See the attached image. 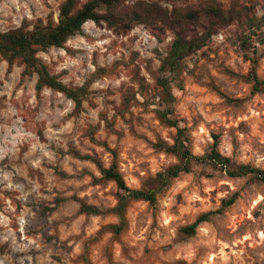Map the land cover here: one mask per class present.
<instances>
[{
    "label": "clouds",
    "instance_id": "obj_1",
    "mask_svg": "<svg viewBox=\"0 0 264 264\" xmlns=\"http://www.w3.org/2000/svg\"><path fill=\"white\" fill-rule=\"evenodd\" d=\"M89 2L91 14L68 25L85 0L66 14L67 0H0V38L63 26L58 39L20 56L0 54V264H264V0H231L207 31L199 13L190 24L204 44L178 71L160 70L174 30L133 17L137 0ZM143 3L175 19L182 0ZM245 54L258 61L260 87L230 89L236 103L221 104L208 91L216 65L246 77ZM41 66L55 77H42ZM165 111L175 126L155 119ZM178 130L182 164L169 151ZM101 143L115 151L129 189L119 235L103 227L109 217L119 223L116 202L95 184L97 165L81 159L95 152L107 168ZM213 152L220 159L210 160ZM230 165L248 171L229 176ZM146 173L161 187L151 201L134 199Z\"/></svg>",
    "mask_w": 264,
    "mask_h": 264
},
{
    "label": "trees",
    "instance_id": "obj_2",
    "mask_svg": "<svg viewBox=\"0 0 264 264\" xmlns=\"http://www.w3.org/2000/svg\"><path fill=\"white\" fill-rule=\"evenodd\" d=\"M75 0H67V3L62 5L63 13L66 14L69 10H73ZM184 5H187L185 7ZM224 6L219 0H182L181 7L176 10V18L171 19L167 15L161 12L160 8L157 7L154 3L151 5H145L143 0H137L136 5L132 9V16L139 19L143 15L144 19L152 24L153 27L157 26V21H159V26H168L173 29L175 32V41L169 49V56L166 61L162 62L160 70H163L164 67L171 68L172 70L178 71L180 68V62L185 57L190 55L196 48L201 47L204 44L202 38H198L195 35V29L192 28L190 21L196 19L199 13L203 14L204 25L202 26L203 31H207L208 28H214L219 22L221 17V9ZM93 5L87 0L83 5L80 6L79 10L73 12V18L67 23L71 25L76 22V20L81 15L91 14V8ZM139 9V11H137ZM95 18V17H94ZM181 20L183 23L181 24ZM63 31V26H57L55 29L51 25L46 29H38L37 33L34 34L30 40H25L23 36L19 34H11L9 37L0 38V54L7 56L9 51H13L14 56L22 55V51L25 48H30L32 43L41 44L45 43L48 40L58 39L60 34ZM243 47L247 46V43L244 42ZM252 61V65H257L258 61L252 57H249ZM23 61L31 69L35 65V61L31 60L30 57H23ZM38 71L41 72L42 77H47L50 72L49 68H44L41 66ZM255 68H251L249 71V79L252 82L254 90H258L260 87V82L257 80L255 75ZM52 77H55V74L52 73ZM74 94V93H70ZM161 121L170 126H175V120L167 119V111L158 112ZM183 132L178 130L176 134V145L174 148H170L169 151L177 155L181 164L184 162L185 157L188 153L184 150L183 144L181 143L178 137H182ZM157 146H162V141L157 143ZM114 161L113 163L104 168L100 164L99 159H96L94 155H86L82 158L86 160H91L97 165V168L102 174V178L112 180L116 182L119 192H118V202L116 204L115 212L121 218V224H114L112 228L116 232H120L123 228V220L125 211L128 207V197L126 193L129 189L126 188L123 180L121 179L120 173L117 171V165L115 161V151L113 150ZM79 155V154H77ZM220 159L218 154L213 152L212 157L209 159ZM216 167L215 164H211ZM247 169L244 168H232L230 165L229 175L231 176H241L247 173ZM160 183L159 178L157 179ZM161 185V183H160ZM156 190L141 188L138 192H133L132 196L134 199H145L151 201ZM183 231H191V229L183 228Z\"/></svg>",
    "mask_w": 264,
    "mask_h": 264
},
{
    "label": "rangeland",
    "instance_id": "obj_3",
    "mask_svg": "<svg viewBox=\"0 0 264 264\" xmlns=\"http://www.w3.org/2000/svg\"><path fill=\"white\" fill-rule=\"evenodd\" d=\"M86 1L87 0H85V2ZM219 1L224 3V5L230 4V2H231V0H219ZM244 48H247V46L244 47ZM212 55H213V57H218L219 53L218 52H213ZM257 55H264V53H257ZM249 57L250 56L245 54L244 59H245L246 62L250 60ZM202 58L204 59L205 64L210 62V60L208 58V52L207 51H205L202 54ZM149 63H151V62L149 61ZM251 68H252V61H251V65L248 67L247 74H246V77H245V74L243 73V69H241L239 67L237 68L236 71H229V70L223 69L222 65L217 64L216 65V71H217V75H218L219 79L218 80L217 79H213V80H211L209 82L208 91L210 93H212L219 100V102L221 104L227 103L229 106L235 104L236 101H234L228 95H226V93L230 89L234 90L237 87H242V88L246 87L249 92L255 91L253 89L252 82L250 81V79L248 77L249 71L251 70ZM49 70H50L51 73L55 74L54 69L52 67H49ZM133 71H135V67L133 68ZM261 73L264 74V69H261ZM153 75L155 77V73ZM189 75H192V73H189ZM221 89H223V91ZM161 94H163V92H161ZM131 97H132V94H131V91H129V93L125 97V104L121 105L119 113H122L123 111L126 110V102H127L128 99H131ZM154 117H155L156 120L159 121L160 126H170V125L165 124L163 121H161L158 112L154 114ZM154 135L156 136V139H155V142H154L153 146L159 147V146H157V143L159 141H161L160 138H159V135L156 134V133H154ZM169 135H172V134L169 133ZM92 143H95V141L93 140ZM97 147H99V148H101L103 150L101 153H99V155L103 156L105 154H109V159H108L107 163H108V166H110L113 163V161H114V156H113V152H112L113 150L109 149L106 143H101V144L97 145ZM92 155L97 156V153L93 152ZM81 159H84V158L81 157ZM177 159H178V157H177ZM142 165H143V162H141V167H142ZM214 171H216V167L210 165V174L212 172H214ZM220 171L222 172V169ZM101 176H102V174H101ZM229 176H231V175H229ZM241 176H243V175H241ZM233 177H235V176H233ZM253 179L254 178L250 177L246 181H243V182L244 183H252ZM108 181H112V180H108V179H104L103 178L102 180H95V184L99 185V190L101 192H103L105 195H108L109 193H111L112 199L117 204V202H118V192H119L118 186H117L116 182L112 181L111 184H108L107 183ZM160 187H161V185H160L159 181L157 179L156 180L151 179V177L147 173L141 179V188H146V189H151V190L158 191L160 189ZM106 189H107V191H106ZM114 219L115 218H113V217H109L107 219V221L105 222L103 227L105 229L111 230L114 235H119L121 233V231L126 230V228L128 226L129 218L127 217L126 211H125L124 220H123L124 224H122L123 228H122V230L120 232H116L114 230V228H112V225L121 224L122 223L121 222V218L119 216V223L113 222ZM138 219H139V217H137V220ZM177 229H178V231H183L182 225H177Z\"/></svg>",
    "mask_w": 264,
    "mask_h": 264
}]
</instances>
